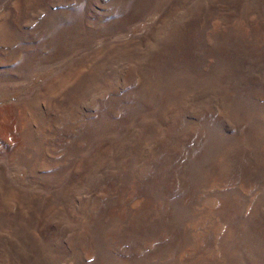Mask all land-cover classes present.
Wrapping results in <instances>:
<instances>
[{
  "label": "rangeland",
  "instance_id": "obj_1",
  "mask_svg": "<svg viewBox=\"0 0 264 264\" xmlns=\"http://www.w3.org/2000/svg\"><path fill=\"white\" fill-rule=\"evenodd\" d=\"M0 264H264V0H0Z\"/></svg>",
  "mask_w": 264,
  "mask_h": 264
}]
</instances>
